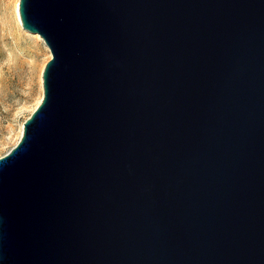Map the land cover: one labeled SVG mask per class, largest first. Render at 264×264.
Instances as JSON below:
<instances>
[{"label":"water","instance_id":"1","mask_svg":"<svg viewBox=\"0 0 264 264\" xmlns=\"http://www.w3.org/2000/svg\"><path fill=\"white\" fill-rule=\"evenodd\" d=\"M51 58L0 157V264H264V0H19Z\"/></svg>","mask_w":264,"mask_h":264},{"label":"rangeland","instance_id":"2","mask_svg":"<svg viewBox=\"0 0 264 264\" xmlns=\"http://www.w3.org/2000/svg\"><path fill=\"white\" fill-rule=\"evenodd\" d=\"M18 3L0 0V157L17 144L23 123L39 105L42 71L51 58L37 34L20 28L15 14Z\"/></svg>","mask_w":264,"mask_h":264},{"label":"bare ground","instance_id":"3","mask_svg":"<svg viewBox=\"0 0 264 264\" xmlns=\"http://www.w3.org/2000/svg\"><path fill=\"white\" fill-rule=\"evenodd\" d=\"M15 14H16V18H17V21L20 25V28L22 29V31H24L25 33L27 32V30H25L22 26V23H21V20H20V16H19V12H18V6L16 5V9H15ZM37 38H41L38 34L36 35ZM35 37V38H36ZM42 39V38H41ZM43 40V39H42ZM48 48V47H47Z\"/></svg>","mask_w":264,"mask_h":264}]
</instances>
